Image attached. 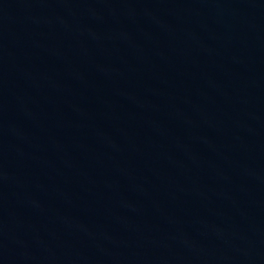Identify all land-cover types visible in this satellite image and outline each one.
<instances>
[{"label":"water","instance_id":"1","mask_svg":"<svg viewBox=\"0 0 264 264\" xmlns=\"http://www.w3.org/2000/svg\"><path fill=\"white\" fill-rule=\"evenodd\" d=\"M0 264H264V0H0Z\"/></svg>","mask_w":264,"mask_h":264}]
</instances>
